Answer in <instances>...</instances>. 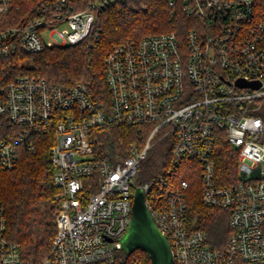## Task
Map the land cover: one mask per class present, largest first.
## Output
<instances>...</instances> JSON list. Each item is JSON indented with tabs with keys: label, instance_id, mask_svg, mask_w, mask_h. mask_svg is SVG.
Masks as SVG:
<instances>
[{
	"label": "built area",
	"instance_id": "built-area-1",
	"mask_svg": "<svg viewBox=\"0 0 264 264\" xmlns=\"http://www.w3.org/2000/svg\"><path fill=\"white\" fill-rule=\"evenodd\" d=\"M129 0H94L80 11L69 0H45L34 19L0 27V171L18 167L52 138L53 183L59 190L53 254L37 264H126L128 233L138 188L175 264H264V16L256 0H167L172 16H188L186 30L149 34L110 50L105 58L109 101L93 99L83 84L61 87L31 75H7L23 59L55 46H75L97 15ZM12 0H0L7 13ZM239 81L248 83L240 85ZM148 126L144 143L125 156L97 152V132ZM161 137L172 165L140 182L142 162ZM160 139V138H159ZM157 142V141H156ZM223 143L237 153L232 180L218 175ZM186 161L200 175L202 202L230 212V240L213 248L191 225L186 194L172 175ZM0 200V264L24 262L6 236Z\"/></svg>",
	"mask_w": 264,
	"mask_h": 264
},
{
	"label": "trees",
	"instance_id": "trees-1",
	"mask_svg": "<svg viewBox=\"0 0 264 264\" xmlns=\"http://www.w3.org/2000/svg\"><path fill=\"white\" fill-rule=\"evenodd\" d=\"M43 1L12 0L9 11L0 13V27L23 25L34 19ZM92 1L69 0V5L71 9L80 11ZM255 8L257 15L264 16V0H256ZM171 10L167 0H129L125 4L110 6L98 13L92 32L79 44L46 48L40 53L26 56L33 61L31 68H10L6 67L8 61L1 62V66H4L1 71L4 76L31 75L61 87L83 84L93 99L108 102L105 66L108 52L117 45L138 41L149 34L167 31L183 34L188 16L182 10L172 16ZM147 127L116 126L99 131L97 151L102 157H111L118 150L126 156L128 151L123 148L134 141L146 140L150 134L149 129L146 132ZM52 142V138L47 136L38 137L36 151L25 150L16 169L0 171V200L5 211L6 236L20 245L22 260L31 264H37L53 254L59 190L53 183L54 170L50 159ZM165 142L170 145L169 141ZM149 154L141 165L138 175L140 182L166 172L172 165L171 147L165 152L159 151L155 158L149 157ZM236 161L237 153L223 143L217 157L220 180L225 183L232 180ZM193 165L197 164L184 162L173 173L172 180L176 185L183 180L189 182L186 194L189 221L196 219L195 227L205 232L206 241L211 247L225 248L231 236L230 212L208 207L202 202L198 186L200 175L187 171ZM126 258V264H151L149 255L141 249L132 254L126 253Z\"/></svg>",
	"mask_w": 264,
	"mask_h": 264
},
{
	"label": "water",
	"instance_id": "water-1",
	"mask_svg": "<svg viewBox=\"0 0 264 264\" xmlns=\"http://www.w3.org/2000/svg\"><path fill=\"white\" fill-rule=\"evenodd\" d=\"M240 85H248L239 81ZM125 252L134 253L141 249L151 260V264H175L167 238L155 225L146 204L145 193L138 188L134 195L132 222L122 240Z\"/></svg>",
	"mask_w": 264,
	"mask_h": 264
},
{
	"label": "rangeland",
	"instance_id": "rangeland-1",
	"mask_svg": "<svg viewBox=\"0 0 264 264\" xmlns=\"http://www.w3.org/2000/svg\"><path fill=\"white\" fill-rule=\"evenodd\" d=\"M128 2V1H127ZM125 4V3H124ZM134 10H136V9H134ZM21 66L22 67H25V68H31L32 66H33V61H32V59L30 58V57H25L24 59H23V61H22V64H21ZM147 130H146V132L148 131V129H149V132L151 131V128H146ZM148 136H149V134H148ZM160 138V139H159ZM144 141H145V138L144 139H141V140H139V141H134V142H137V143H140V144H142V143H144ZM157 141V142H156ZM133 142V143H134ZM133 143H131L127 148H123L124 149V151H128V149L130 148V146L133 144ZM168 147H170V145L168 144V142H165V141H163V140H161V137L160 136H158V139H155L154 140V147H153V149L151 150V152H150V154H149V157H151V158H155L156 157V154L159 152V151H163V152H165L166 151V149L168 148ZM230 148V150H232L233 151V149H231V147H229ZM223 149V145L221 146V148H220V151ZM219 151V152H220ZM98 152V151H97ZM98 154H99V152H98ZM100 155V154H99ZM196 167H198L197 165H193V166H191V167H189V168H196ZM184 168V167H183ZM186 169V168H185ZM191 173H193V175H195V174H197L195 171L193 172V171H191ZM157 175V174H156ZM199 186V188L201 189V181H200V184L198 185ZM190 220H191V218H190ZM191 225L192 226H196V219L194 218V219H192L191 220ZM135 264V263H134Z\"/></svg>",
	"mask_w": 264,
	"mask_h": 264
}]
</instances>
